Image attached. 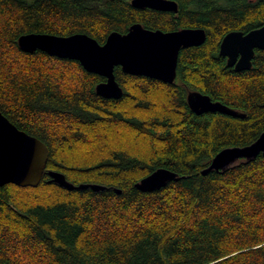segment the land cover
<instances>
[{
  "label": "trees",
  "instance_id": "16d2710c",
  "mask_svg": "<svg viewBox=\"0 0 264 264\" xmlns=\"http://www.w3.org/2000/svg\"><path fill=\"white\" fill-rule=\"evenodd\" d=\"M173 1L177 14L131 0H0L1 113L47 146L46 171L108 188L69 191L47 176L34 188L0 187V264H264V155L201 174L221 150L264 131V50L241 72L219 54L227 33L264 25V0ZM136 23L201 28L206 39L179 52L172 84L116 67L118 100L99 97L104 78L78 62L17 45L30 33H82L103 44ZM189 91L245 117L196 115ZM159 168L181 178L134 188Z\"/></svg>",
  "mask_w": 264,
  "mask_h": 264
},
{
  "label": "water",
  "instance_id": "95a60500",
  "mask_svg": "<svg viewBox=\"0 0 264 264\" xmlns=\"http://www.w3.org/2000/svg\"><path fill=\"white\" fill-rule=\"evenodd\" d=\"M130 4L135 9L177 12V4L171 0H131ZM205 39L206 34L202 29L163 32L149 30L136 23L124 34L111 32L103 44L82 33L69 36L30 33L21 35L17 45L24 53L41 51L51 57L78 62L86 72L105 79L95 87V93L99 97L118 100L123 91L114 76L116 67H120L128 75L172 84L176 77L180 50L200 46ZM254 48L264 49V25L245 35L241 32L227 34L221 41L219 51L220 55L228 58V67L243 71L251 67ZM186 100L188 107L196 115L221 113L231 117H245V114L220 102H213L199 92H189ZM259 154L264 155V131L249 145L221 150L201 174L225 171L241 160L250 162ZM48 156L49 150L42 141L19 130L0 111V187L12 184L21 188H34L47 176V183L69 191L108 190L98 184L74 185L60 172L46 171ZM180 178L170 170L159 168L135 183L134 188L152 192ZM114 191L120 194V190Z\"/></svg>",
  "mask_w": 264,
  "mask_h": 264
},
{
  "label": "flooded vegetation",
  "instance_id": "af4514ba",
  "mask_svg": "<svg viewBox=\"0 0 264 264\" xmlns=\"http://www.w3.org/2000/svg\"><path fill=\"white\" fill-rule=\"evenodd\" d=\"M171 1H173V0H171ZM175 2V1H174ZM176 3V2H175ZM177 4V3H176ZM178 10V9H177ZM159 12H161V11H159ZM167 13H172V14H177V12H175V13H173V12H167ZM263 26V25H262ZM262 26H260V27H262ZM143 27V26H142ZM260 27H258V28H260ZM258 28H255V29H252V30H250V31H253V30H256V29H258ZM186 29H201V28H186ZM180 30H182V29H180ZM203 30V29H202ZM176 31H179V30H176ZM205 31V30H204ZM250 31H248V32H242V31H231V32H241V33H243L244 35L245 34H247V33H249ZM168 32H173V31H168ZM231 32H229V33H231ZM229 33H227V34H229ZM205 34H206V32H205ZM226 34V35H227ZM225 35V36H226ZM224 36V37H225ZM223 37V38H224ZM223 38H222V40H223ZM221 40V41H222ZM220 44H221V42H220ZM192 47H198V46H192ZM190 48V47H189ZM219 48H220V45H219ZM182 49H186V48H182ZM181 49V50H182ZM180 50V51H181ZM257 50H264V49H260V48H254V53H253V57H254V55H255V52L257 51ZM219 54H220V51H219ZM222 56V55H221ZM222 57H224V56H222ZM225 59H226V65H227V60H228V58L227 57H224ZM240 58V56L238 57V59ZM253 59V58H252ZM177 62H178V60H177ZM251 62H252V60H251ZM227 67H228V65H227ZM176 68H177V66H176ZM229 68H233L234 69V67H229ZM251 68V67H250ZM249 68V69H250ZM248 69V70H249ZM235 70V69H234ZM243 71H247V70H243ZM236 72H241V71H236ZM176 78V77H175ZM105 80V79H104ZM154 80V79H153ZM158 81V80H157ZM175 81V80H174ZM159 82H161V81H159ZM189 92H194V91H189ZM189 92H187V95L189 94ZM196 92V91H195ZM187 95H186V99H187Z\"/></svg>",
  "mask_w": 264,
  "mask_h": 264
}]
</instances>
